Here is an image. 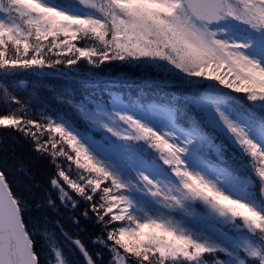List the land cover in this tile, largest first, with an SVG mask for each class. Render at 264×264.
Segmentation results:
<instances>
[{
	"label": "snow or ice",
	"instance_id": "6c2138e0",
	"mask_svg": "<svg viewBox=\"0 0 264 264\" xmlns=\"http://www.w3.org/2000/svg\"><path fill=\"white\" fill-rule=\"evenodd\" d=\"M13 136L0 264H264V0H0Z\"/></svg>",
	"mask_w": 264,
	"mask_h": 264
},
{
	"label": "trees",
	"instance_id": "16d2710c",
	"mask_svg": "<svg viewBox=\"0 0 264 264\" xmlns=\"http://www.w3.org/2000/svg\"><path fill=\"white\" fill-rule=\"evenodd\" d=\"M54 81V78H49ZM36 81L27 76H21L14 80L13 86L18 89L17 95L21 98H25L28 95L30 89L28 88L29 84H34ZM49 88L57 87L54 82L47 85ZM38 118V117H35ZM0 140L4 141L2 146L3 150L0 151V159L7 160V171L10 174V179L15 180V184H19L18 178H16L15 166L21 162L30 169L38 179H43L51 171L52 167L48 163L47 159H40L38 155L33 153L29 148L28 144L25 143L22 139H17L16 137H0ZM94 229L91 226H88L86 232L81 233L83 240L86 244L90 243V238L94 233Z\"/></svg>",
	"mask_w": 264,
	"mask_h": 264
}]
</instances>
